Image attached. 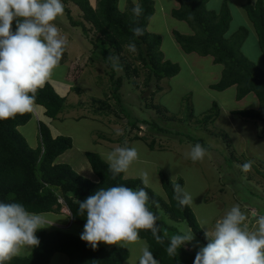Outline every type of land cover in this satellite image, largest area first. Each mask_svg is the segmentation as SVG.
Instances as JSON below:
<instances>
[{
    "label": "rangeland",
    "instance_id": "rangeland-1",
    "mask_svg": "<svg viewBox=\"0 0 264 264\" xmlns=\"http://www.w3.org/2000/svg\"><path fill=\"white\" fill-rule=\"evenodd\" d=\"M89 1L94 8L97 7V0ZM154 1L155 14L147 31L162 37L161 52L167 61L180 67V72L173 78L152 82L149 88L144 85L146 74H142L140 79H128L120 67L119 56L112 58L110 55L107 62L104 49L101 46L95 49L93 41L97 33L91 24L83 21V15L76 6L68 5L73 21L84 22L88 34L81 25H72L65 10L55 21L61 36L66 37L68 41L60 62L62 66L54 71L55 76L63 79L68 75L67 70L70 67V82L74 88L81 89L84 95L80 97L73 92L67 99L66 110L52 124L60 129L62 136L70 137L74 142L73 149L63 155L59 162L69 164L83 177L97 182L94 180L97 177L87 159V153H97L106 161V155L116 147H135L139 159L125 173L126 179H141L164 200L167 199L162 183L164 177L174 182L183 180L184 191L192 197L189 205L203 232L207 230L206 227L211 230L215 221L222 218L233 205L240 206L248 217L245 223L253 229L255 218L264 215V176L261 175L264 173V138H261L264 124L232 116L231 112L256 110L259 108V101L253 94L241 101L237 100L236 87L225 92L212 90L210 86L221 79L224 67L215 64L212 57L185 54L173 33L192 36L195 35V30L187 22L179 21L171 15L173 10L180 7L176 0ZM249 1L253 4L256 2V0L226 1L232 9L233 19L232 30L226 38H231L236 28L247 20L243 5ZM221 2L224 0H212L207 9L214 7L219 9ZM131 3L138 5L139 0H119L117 8L125 12ZM242 51L264 71V56L254 36L250 35ZM127 52L129 54H125V58L140 65L134 59L136 52L132 49H128ZM122 77L120 89L122 98L119 104L116 85ZM92 99L109 100L113 114L100 111L99 103L93 107ZM78 102L83 105H77ZM153 104L167 113H160L152 107ZM214 104L218 105V109L213 107ZM208 114L216 118L213 121L202 122ZM82 115L90 119L79 120ZM132 122L139 123L140 131L131 126ZM36 124L38 125L37 121H31L19 128L31 146L41 143ZM135 136L145 138L148 143L156 142L155 148H150L145 141H135ZM108 137L114 141H107ZM197 143L209 150H206L207 154L202 161L194 163L186 154L191 146ZM246 162H251L252 165L248 172L242 171L241 168ZM62 203L61 212L64 215L57 217L51 214L42 215L47 226L42 228L43 230L51 231L50 225L56 226L54 222H50L52 220L59 218L64 222L66 217L70 219V212L63 201ZM160 213L168 225L177 230L176 235L187 234L190 231L186 224H174L167 219L162 210ZM71 225L70 228L63 230L80 238L84 224ZM193 237L192 241L199 245V240L194 234ZM145 244L147 245L140 239L139 242L125 248L130 253L126 264H139L141 249ZM99 245L107 250L114 247L124 248L119 245H106L103 242ZM185 247L188 251L193 250L188 243ZM32 252L33 249L25 251L19 257H29ZM51 264H69V258L56 254Z\"/></svg>",
    "mask_w": 264,
    "mask_h": 264
},
{
    "label": "trees",
    "instance_id": "trees-1",
    "mask_svg": "<svg viewBox=\"0 0 264 264\" xmlns=\"http://www.w3.org/2000/svg\"><path fill=\"white\" fill-rule=\"evenodd\" d=\"M211 0H176L179 8L172 11L173 18L187 22L195 30V35L186 36L178 32L173 35L180 49L188 55L200 57H212L217 65L224 67L221 79L210 86L212 90L225 92L233 87L237 89V100L241 101L253 94L259 101L256 110H235L233 116L264 124V71L249 60L243 53L242 48L249 31L241 28L226 38L230 31L232 13L227 2L220 11H210L207 5ZM119 0H97L94 8L89 0H62L73 26L81 25L88 34L84 22H74L68 5L76 6L83 15V21L93 26L97 37L93 41L95 49L100 46L104 49V57L109 62L110 55L119 56L120 67L126 74V78L140 79L146 74L144 85L149 88L152 82H161L164 79L173 78L180 72V67L165 59L161 52L162 37L151 34L147 27L155 14L154 0H139V15L134 14L133 9L137 6L133 3L125 12L117 8ZM244 10L253 24L260 50L264 56V0H257L254 4L249 1L244 5ZM141 29V34H134L133 29ZM15 30V23H13ZM130 45H134L130 47ZM128 49L136 52L135 62H129L125 54ZM114 53L111 54V52ZM115 61V60H114ZM64 64V63H63ZM62 65V63L60 64ZM110 66V65H109ZM144 72V73H143ZM123 77L118 80L116 92L120 98L122 95ZM158 89L162 91L161 87ZM73 92L83 97L79 88H72ZM153 100V99H152ZM92 105L100 104V111L113 114V107L109 100H94ZM148 101V100H147ZM83 105L79 103L77 105ZM36 105L46 109V116L57 120L67 108V98L61 97L54 87L47 83L37 92ZM162 114L167 112L152 106ZM218 109V105L214 104ZM213 108V109H214ZM99 111V112H100ZM34 113L17 114L14 119L0 120V201L21 202L31 212L41 215H64L61 210L63 203L71 213L70 220L73 224H85L86 215H78V201H83L99 188H108L116 185H124L133 189L143 187L149 195L147 207L157 217L159 235L163 238V244L156 242L151 231L140 230V239L147 243L149 250L159 264H194L197 251L208 243L205 232L189 204L181 205L176 198L173 185L179 183L184 190L183 180L170 181L163 179V188L166 200L158 197L149 189L141 179H126L125 173L113 176L109 171L108 163L97 153H87V159L98 181H91L69 164L59 162L61 157L73 149V139L67 136L54 138L50 127L40 122V146L32 148L19 128L31 123ZM216 117L211 114L205 115L202 122L213 121ZM170 120V119H169ZM147 125L146 123H143ZM139 123L132 122L131 126L140 131ZM142 125V126H144ZM264 138V131L261 135ZM108 141L114 139L108 137ZM135 141L141 140L148 143L145 138L135 136ZM154 149L156 142L148 143ZM206 150H209L204 146ZM237 161V160H235ZM239 162V161H237ZM259 162V161H258ZM264 176V173H261ZM264 178V177H263ZM163 211L167 219L176 224H186L199 240L191 241L192 251L184 246L178 249L175 256H169L166 249L170 238L176 235L177 230L168 225L160 211ZM51 231L40 229L36 232L40 244L33 248L29 257H14L9 264H51L56 254H62L69 258V264H126L130 253L125 248L114 247L105 249L98 245L92 248L87 242L79 237L69 235L61 228L51 227Z\"/></svg>",
    "mask_w": 264,
    "mask_h": 264
},
{
    "label": "clouds",
    "instance_id": "clouds-1",
    "mask_svg": "<svg viewBox=\"0 0 264 264\" xmlns=\"http://www.w3.org/2000/svg\"><path fill=\"white\" fill-rule=\"evenodd\" d=\"M140 11L138 5L133 9L136 15ZM63 13L62 0H0V120L32 112L38 90L59 68L68 41L55 21ZM133 32L141 34V29ZM206 154L197 143L186 155L195 163ZM105 159L115 176L126 173L139 159V153L135 147H116ZM251 166V162L244 163L242 171H250ZM173 190L181 205L192 202L179 183L173 185ZM149 199L143 187L99 188L78 201V215H86L80 239L92 248L101 242L128 248L140 241V230H148L157 243L163 244L157 217L147 207ZM247 219L240 206L233 205L211 230L206 227L208 243L197 251L194 264H264V215L255 218L253 229L245 223ZM44 227V217L29 211L23 203L0 201V264H9L14 257L38 247L36 232ZM193 239L191 230L172 236L168 255L175 256ZM141 253L139 264H159L146 244Z\"/></svg>",
    "mask_w": 264,
    "mask_h": 264
},
{
    "label": "crops",
    "instance_id": "crops-1",
    "mask_svg": "<svg viewBox=\"0 0 264 264\" xmlns=\"http://www.w3.org/2000/svg\"><path fill=\"white\" fill-rule=\"evenodd\" d=\"M212 1V0H211ZM210 1V2H211ZM227 0H224V2H221V5H220V7H219V9H217V8H209V10L210 11H220L221 10V8H222V6L225 4V2H226ZM257 1V0H256ZM223 3V4H222ZM229 5V4H228ZM243 7H244V5H243ZM244 9V8H243ZM231 11H232V9H231ZM246 17H247V20L246 21H244L243 22V24H240V26L239 27H237L236 28V30H235V33L236 32H238L241 28H246L248 31H249V37H250V35H252V36H254L257 40H258V36H257V33H256V30H255V28H254V26H253V24L251 23V21L249 20V18H248V16H247V14H246ZM231 25H232V23H231ZM232 30V28H230V31ZM235 33H233V34H231V37H232V35H234ZM248 37V38H249ZM247 38V39H248ZM247 41V40H246ZM244 45H245V43H244ZM243 45V46H244ZM67 65V64H66ZM60 66H62V65H60ZM65 68V67H64ZM70 67H69V70H67L68 72V75H65V77L63 78V79H59V78H57L56 76H55V74H56V72H54L53 73V76H52V78L47 82V83H49V84H51L53 87H54V89L56 90V92L61 96V97H65V98H70V96H71V94L73 93V90H72V88H74V86H73V84L70 82ZM46 83V84H47ZM46 84H45V86H46ZM78 88V87H77ZM75 93V92H74ZM78 104V103H77ZM38 108V109H36V108ZM34 107V118H33V120L32 121H37V123H38V125L36 124V130H37V132L39 131V127H40V122H43V123H45V124H47L48 126H50V129H51V132H52V135H53V137L54 138H57V137H60V136H62V132L60 131V129L58 128V127H54L52 124H53V122H54V120H52V119H50V118H48L47 116H46V109L44 108V107H42V106H38V105H36ZM233 116V115H232ZM91 118H93V117H91ZM81 119H90L89 117H85V116H81L80 118H79V120H81ZM78 120V121H79ZM93 121H96V119H92ZM26 138V137H25ZM26 140L28 141V139L26 138ZM108 141V140H107ZM29 143V142H28ZM112 144H115V143H112ZM30 145V144H29ZM31 146V145H30ZM40 146V144L39 143H36V145H34V146H31L32 148H38ZM95 181H98V179H94ZM66 219V221L64 220V222H61V219H59V218H57L56 220H52V221H50L51 223H55L56 224V226L55 227H57V228H61V229H67V228H70L72 225L71 224H73V222L69 219V218H65ZM70 220V221H69ZM74 225V224H73ZM52 227H54V226H52ZM49 228H51V225H50V227Z\"/></svg>",
    "mask_w": 264,
    "mask_h": 264
}]
</instances>
